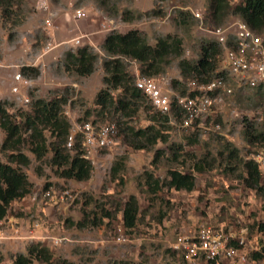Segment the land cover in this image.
Instances as JSON below:
<instances>
[{"label": "rangeland", "instance_id": "374dc122", "mask_svg": "<svg viewBox=\"0 0 264 264\" xmlns=\"http://www.w3.org/2000/svg\"><path fill=\"white\" fill-rule=\"evenodd\" d=\"M240 1H230L231 9L219 26L231 22V11ZM208 6V0H107L106 7L99 0H15L9 17L0 9V101L7 102L10 113H29L37 99L65 96L68 100L61 111L70 129L85 121L121 124L110 149L85 159L93 168L86 181L62 177L61 169L51 164V152L37 161L23 131L25 142L20 151L31 164L22 170L31 189L12 202L8 215L0 221V264H12L15 255H26V248L36 243L47 247L54 261L65 259L73 264H196L174 249L178 236L194 233L202 225L223 227L226 232L245 229L250 236L264 232V189L248 187L242 168V162L263 147H248L241 137L244 120L264 129V94L238 89L231 79L234 92L221 96L212 115L192 130L172 117L169 124H154L156 110L147 100L129 117L120 113L112 117V112L98 116L94 105L95 95L104 86L102 63L109 58L102 43L111 32L137 30L152 47L168 35L181 39L182 56L169 58L161 73L148 78L155 79L164 93L175 80L187 90L193 87L198 80H184L178 62H196L200 45L213 40L207 30L216 25L208 18ZM76 10L86 17L74 20ZM180 12L188 14L183 21ZM122 14L132 20L125 21ZM84 46L98 57L94 72L88 77L66 73L65 54ZM124 63L133 79L145 77L138 63L130 59ZM220 65L218 61L217 72ZM33 69L38 70L36 77ZM17 76L22 79L17 81ZM118 95L119 91L112 92L114 99ZM152 125L167 141L158 140L148 149L130 147L121 133L126 127L136 131ZM44 134L47 143L54 140L47 130ZM3 137L0 131V143ZM227 143L239 151L235 161L223 153ZM7 154L0 151L1 163H7ZM114 162L123 163L115 176L111 173ZM198 165L202 172L196 171ZM175 170L194 176L192 191L168 186L169 173ZM145 174L159 180L156 195L148 191ZM129 196H135L139 205L132 229H126L122 221Z\"/></svg>", "mask_w": 264, "mask_h": 264}, {"label": "trees", "instance_id": "16d2710c", "mask_svg": "<svg viewBox=\"0 0 264 264\" xmlns=\"http://www.w3.org/2000/svg\"><path fill=\"white\" fill-rule=\"evenodd\" d=\"M15 0H0V9L5 17H9L12 12ZM98 1V0H97ZM231 0H208V18L210 22L217 26L223 23L228 15ZM100 5L107 6V0H99ZM233 18L231 21L238 20L246 24L257 35L263 37L264 34V0H241L231 11ZM187 13L180 12L179 18L183 21ZM125 21L126 14H122ZM264 39V37H263ZM182 40L177 37L166 36L159 38L155 46H150L145 38L137 30H129L125 33L111 32L107 34L102 43V49L109 57L102 63L103 88L97 92L94 98V105L99 109L97 115L104 116L112 112V117L120 113L122 116L129 117L139 111L140 102L147 100L145 95L136 88L135 79L131 76L124 63V59H130L138 63L139 72L142 76L150 77L161 73L168 64L171 57L180 58L182 56ZM220 49L217 44L209 40L200 45L199 58L191 63L182 59L178 62L180 76L184 80L196 78L198 82L206 83L212 78L221 75L217 72V57ZM97 55L91 52L88 47L78 48L74 53L67 52L64 58V71L69 74H75L78 77H88L95 70ZM24 70V69H23ZM33 77L38 75V70L33 69ZM171 88L180 95H185L187 89L184 84L174 81ZM113 91H119L117 98L112 97ZM259 96L260 93L253 92ZM192 95V94H190ZM67 97H58L50 101L42 99L35 100L31 105V111L22 112L16 115L8 110V104L0 101V131L3 132V141L0 143V151L7 154V163L0 162V221L8 215L12 202L24 198L30 193L31 183L22 168L30 166L31 162L27 155L20 151L24 144L23 131L27 133V143L30 146V152L37 161H41L48 152L52 153L51 164L61 169V176L66 179L76 181H86L90 179L92 165L85 160L82 155L80 140L76 138L72 148H66V141L70 131V123L62 115V106L67 103ZM152 108V107H150ZM147 109V108H145ZM154 110V109H153ZM175 121L182 120V112L171 103L170 115L155 113L152 121L170 123V118ZM97 125V122L91 121ZM117 121V126L120 128ZM47 130L54 139L47 143L44 131ZM120 129L118 131V134ZM124 140L129 142V146L136 150L148 149L160 142H166L167 136H164L155 126H148L144 129L134 130L126 127L121 129ZM241 137L248 147L261 146L264 148V129H258L251 122L243 121ZM262 148V149H263ZM68 150V151H67ZM71 151L73 154L69 153ZM177 160L178 156L175 155ZM157 152L154 159L158 157ZM223 153L235 161L239 151L227 143L224 145ZM155 162V161H154ZM123 168V163L114 162L111 167L113 176L117 175ZM243 172H245V183L250 188L257 190L264 189V169L252 160L242 162ZM196 171L202 172L201 166H195ZM145 184L148 191L156 195L161 188L158 179L152 174H145ZM168 186L174 190H184L190 192L195 185V178L192 174L182 173L180 171H171L169 173ZM139 211L138 201L135 196H129L122 209V221L126 229H132L135 226ZM92 225H98L92 222ZM79 226H84L79 223ZM184 257V256H183ZM254 255V259H258ZM33 261L43 264H73L65 259L54 261L50 250L40 243L31 244L26 248V255L18 254L12 260V264H32ZM2 256L0 255V263ZM124 264V263H120Z\"/></svg>", "mask_w": 264, "mask_h": 264}, {"label": "built area", "instance_id": "2783aa9c", "mask_svg": "<svg viewBox=\"0 0 264 264\" xmlns=\"http://www.w3.org/2000/svg\"><path fill=\"white\" fill-rule=\"evenodd\" d=\"M85 17L82 10H76L73 14L76 21ZM207 32L211 33L212 41L220 49L217 62L221 63L218 66L221 75L206 83L196 81L185 95L176 93L172 88L164 93L153 78H137L134 83L152 109L161 114L170 115L173 102L182 112L181 126L186 130L199 126L212 115L213 105L220 102L221 96L231 95L234 87L264 94L263 37L238 20ZM79 43V39H76L75 44ZM15 79L19 81L22 78L17 76ZM231 79L236 82V86L232 87ZM76 138L80 140L82 157L90 159L93 153L108 150L116 143L118 128L114 123L95 125L85 121L74 124L70 129L66 141L69 150ZM252 160L263 170L264 148ZM173 247L188 261L196 264H264V232L250 236L245 229L226 232L223 227L202 225L194 233L178 236ZM254 255H258V259H254Z\"/></svg>", "mask_w": 264, "mask_h": 264}]
</instances>
